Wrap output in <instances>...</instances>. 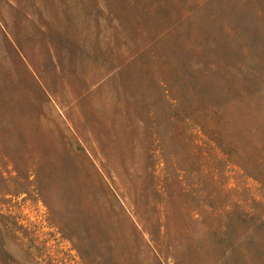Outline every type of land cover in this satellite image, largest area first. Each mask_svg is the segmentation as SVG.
<instances>
[{
	"label": "rangeland",
	"instance_id": "1",
	"mask_svg": "<svg viewBox=\"0 0 264 264\" xmlns=\"http://www.w3.org/2000/svg\"><path fill=\"white\" fill-rule=\"evenodd\" d=\"M0 264H264V0H0Z\"/></svg>",
	"mask_w": 264,
	"mask_h": 264
}]
</instances>
